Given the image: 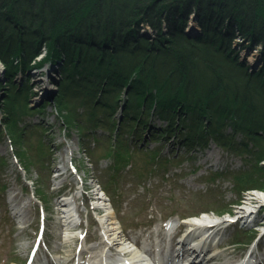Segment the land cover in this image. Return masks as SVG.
Returning a JSON list of instances; mask_svg holds the SVG:
<instances>
[{
	"label": "rangeland",
	"instance_id": "1",
	"mask_svg": "<svg viewBox=\"0 0 264 264\" xmlns=\"http://www.w3.org/2000/svg\"><path fill=\"white\" fill-rule=\"evenodd\" d=\"M180 14L182 26L194 27L193 35L200 33L197 8ZM228 18L222 16L221 27L230 23ZM230 26L233 53L250 70L264 73L259 55L264 35L252 38L248 27ZM145 29L152 34L148 25ZM43 47L33 60L42 56ZM5 70L0 61V264H36L38 254L50 259L48 264H102L101 219L108 212L138 247H152L177 224L201 216L231 219L205 249L221 260L247 257L264 244V138L234 134L217 142L210 136L203 137L205 142L194 141V136L186 141L180 129L160 134L167 127L152 110L144 113L140 129L119 130L128 123L118 106L121 98L108 109L70 88L58 106L53 98L58 65L47 63L29 67L31 79L22 81L21 73L15 74L13 83H25L27 100L17 98L10 119L2 124L3 99L15 92L6 84ZM128 125L135 127L131 121ZM249 193L263 201L247 204L256 216L245 220L238 211ZM68 200L77 223L61 216ZM102 201L107 205L101 206ZM70 253L73 260L67 262ZM108 253L115 264L117 254Z\"/></svg>",
	"mask_w": 264,
	"mask_h": 264
},
{
	"label": "trees",
	"instance_id": "2",
	"mask_svg": "<svg viewBox=\"0 0 264 264\" xmlns=\"http://www.w3.org/2000/svg\"><path fill=\"white\" fill-rule=\"evenodd\" d=\"M192 8L202 9L201 30L188 36L180 12ZM222 16L230 21L224 27ZM237 23L248 27V36H263L264 0H0V61L15 89L6 91L1 122L10 119L17 98L27 100L15 74L47 63L58 65V106L70 88L108 109L121 98L128 123L119 130L140 129L152 110L167 127L160 134L180 129L186 141L264 138V73L233 53L230 25ZM41 45L42 56L33 60Z\"/></svg>",
	"mask_w": 264,
	"mask_h": 264
},
{
	"label": "bare ground",
	"instance_id": "3",
	"mask_svg": "<svg viewBox=\"0 0 264 264\" xmlns=\"http://www.w3.org/2000/svg\"><path fill=\"white\" fill-rule=\"evenodd\" d=\"M198 11L201 12L202 9L200 8ZM217 15L218 14L215 13L213 16L216 17ZM198 28L201 29V26L199 25ZM194 31V27L187 29L184 26V32L188 36H193L192 33H194ZM21 76L23 78L22 81H24V78L31 79L29 71L25 72L24 74L21 73ZM46 86L48 88V85ZM103 198L104 196L98 197V199ZM246 200L247 203L244 204V206H240L238 217L245 220H252L256 216L255 210L250 207L251 205L247 204L261 202L263 199L256 194L249 193L246 197ZM103 201H105V199H103ZM103 201L101 202V206H106L107 203ZM63 205H66L67 207L64 210L61 208L63 212L61 216L67 219L70 217L72 218L70 220L73 221V218H75L76 214L73 212V209L71 210L68 206L70 205V201L68 200V202ZM111 214L112 213L109 212L105 213L101 219L102 230L100 235L103 238L101 244L105 248V252L100 256V261L102 264H112L110 263V258L107 256L109 254L108 252L117 254L118 257L116 258L117 260L115 264H264V244L259 247L260 250L257 249L256 252H249L246 255L247 257L237 259L221 260L218 257V253L214 250H208L205 252V249H207L208 240L212 239L213 237H217L221 227L231 222V219L225 217L217 219L212 216H201L198 219L184 221L183 223L177 224L176 228L171 231L167 238L163 239V241L159 243L154 244L155 246L157 245L156 247L154 245L152 247H147L148 245L146 244V246L141 245V247H138V241H133L136 240V238L130 235L129 238H127L128 235H124L122 233L121 226H119L117 222L113 220ZM69 222L71 223V221ZM257 222L260 223L263 221L260 219L257 220ZM260 224L262 226L264 225V223ZM184 226H186V229L183 231ZM261 228V230H263V227ZM178 234H180V236L176 238ZM189 237L191 239L188 242ZM146 252H150L152 256H146ZM72 256L73 255L70 253L67 262H71L73 260ZM35 261L36 264H48L51 260L44 257L41 258L38 254ZM78 263L79 262H75L74 264Z\"/></svg>",
	"mask_w": 264,
	"mask_h": 264
}]
</instances>
